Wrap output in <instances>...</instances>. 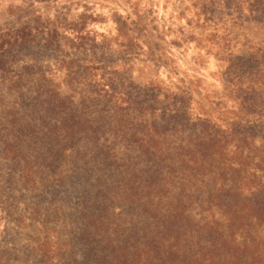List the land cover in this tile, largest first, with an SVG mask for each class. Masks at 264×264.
<instances>
[{
    "label": "rangeland",
    "instance_id": "rangeland-1",
    "mask_svg": "<svg viewBox=\"0 0 264 264\" xmlns=\"http://www.w3.org/2000/svg\"><path fill=\"white\" fill-rule=\"evenodd\" d=\"M0 264H264V0H0Z\"/></svg>",
    "mask_w": 264,
    "mask_h": 264
}]
</instances>
